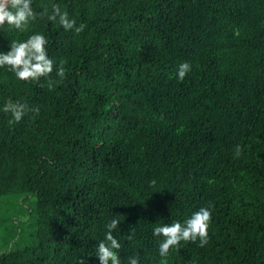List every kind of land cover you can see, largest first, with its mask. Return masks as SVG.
I'll use <instances>...</instances> for the list:
<instances>
[{
  "label": "trees",
  "instance_id": "1",
  "mask_svg": "<svg viewBox=\"0 0 264 264\" xmlns=\"http://www.w3.org/2000/svg\"><path fill=\"white\" fill-rule=\"evenodd\" d=\"M53 4L84 31L0 29V53L41 34L66 70L49 90L0 68V264H100L113 218L121 264H161L153 228L208 206L207 245L181 242L168 264H264V0L32 7ZM13 103L39 114L10 123Z\"/></svg>",
  "mask_w": 264,
  "mask_h": 264
},
{
  "label": "clouds",
  "instance_id": "2",
  "mask_svg": "<svg viewBox=\"0 0 264 264\" xmlns=\"http://www.w3.org/2000/svg\"><path fill=\"white\" fill-rule=\"evenodd\" d=\"M32 3L33 0H0V29H3L7 24L19 31H27L30 21H35L37 16L47 17L53 23L58 22L66 31L74 29L77 34L83 32L86 27L84 24L77 26L76 20L70 19L69 14L62 12L57 4L51 6V12L47 6H43V11L37 13L33 9ZM47 44L46 37L41 34L31 35L23 42L12 40L10 51L0 53V68L7 66L21 81L39 83L41 78H44L47 80L48 89L53 90L56 84L66 79V70L63 61L56 67L55 62L49 58ZM54 68L59 80L51 79ZM191 71L190 62H182L177 71L178 81L183 82ZM3 112L11 114L10 123H19L28 113L34 112L38 115L39 109L30 107L26 103H13L5 104ZM242 151V148L237 145L235 156L239 157ZM150 183L155 185L156 181L153 180ZM211 221L212 212L208 206L194 212L183 224L177 221L171 225L155 226L153 235L163 237V241L159 245V255L163 258L161 264H168L167 257L170 255V250L175 248L178 251L181 242L196 243L199 241V247L206 246L209 240ZM119 224L120 220L113 218L106 225L105 238L99 242L96 253L100 264H121L119 256L121 244L113 236V231L119 227ZM128 239H131V235ZM79 264H85V260L80 258ZM128 264H139V256L130 257Z\"/></svg>",
  "mask_w": 264,
  "mask_h": 264
}]
</instances>
